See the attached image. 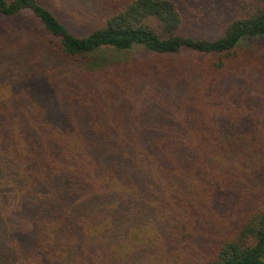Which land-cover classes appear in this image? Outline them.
Returning a JSON list of instances; mask_svg holds the SVG:
<instances>
[{"label":"trees","instance_id":"16d2710c","mask_svg":"<svg viewBox=\"0 0 264 264\" xmlns=\"http://www.w3.org/2000/svg\"><path fill=\"white\" fill-rule=\"evenodd\" d=\"M59 2L0 0V262L264 264V0Z\"/></svg>","mask_w":264,"mask_h":264},{"label":"rangeland","instance_id":"374dc122","mask_svg":"<svg viewBox=\"0 0 264 264\" xmlns=\"http://www.w3.org/2000/svg\"><path fill=\"white\" fill-rule=\"evenodd\" d=\"M46 6H48L57 16L58 18L68 27L69 31L72 32L76 36H84L89 30L90 27L95 24H89L87 20L91 22L90 17L92 11L88 10L89 4H80V8L74 10H70L67 5L62 6L59 4V0H41ZM83 18L87 19L84 20ZM32 18L29 16L27 12H24L21 16L10 21V25L16 28L18 31L20 28L23 30L28 27L32 23ZM1 20V16H0ZM187 34L193 36L194 38H203V39H214L219 34V28L214 25H206L200 24L195 21H190L189 25L187 24ZM264 39L259 38L256 40H249L244 45H256L257 43H262ZM143 51L141 49H134L133 51L123 54L125 57L136 58L142 56ZM9 225L12 221V215L9 219L6 220ZM2 237V236H1ZM10 259V258H9ZM0 264H6L4 260L0 262Z\"/></svg>","mask_w":264,"mask_h":264}]
</instances>
